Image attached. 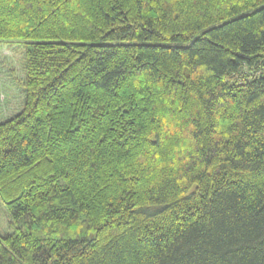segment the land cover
I'll list each match as a JSON object with an SVG mask.
<instances>
[{
  "label": "trees",
  "instance_id": "trees-1",
  "mask_svg": "<svg viewBox=\"0 0 264 264\" xmlns=\"http://www.w3.org/2000/svg\"><path fill=\"white\" fill-rule=\"evenodd\" d=\"M4 42L0 264H264V0H0Z\"/></svg>",
  "mask_w": 264,
  "mask_h": 264
},
{
  "label": "rangeland",
  "instance_id": "rangeland-1",
  "mask_svg": "<svg viewBox=\"0 0 264 264\" xmlns=\"http://www.w3.org/2000/svg\"><path fill=\"white\" fill-rule=\"evenodd\" d=\"M23 50V44L0 43V120L16 113L22 105L20 79L24 77ZM7 229L8 216L4 204L0 202V233Z\"/></svg>",
  "mask_w": 264,
  "mask_h": 264
}]
</instances>
